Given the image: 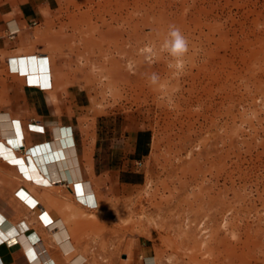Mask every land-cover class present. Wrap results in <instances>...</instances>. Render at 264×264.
Wrapping results in <instances>:
<instances>
[{"label":"rangeland","instance_id":"rangeland-1","mask_svg":"<svg viewBox=\"0 0 264 264\" xmlns=\"http://www.w3.org/2000/svg\"><path fill=\"white\" fill-rule=\"evenodd\" d=\"M135 1H122L117 21L107 0H47L20 36L52 56L54 83L46 54L37 55L48 71L35 75L51 73L45 89L59 106L46 112L74 127L84 165L132 155L99 201L86 188L82 200L73 182L95 209L68 207L93 225V264H196L166 209L195 195L213 203L199 212L219 217L199 264H264V0H149L151 10ZM174 30L187 41L183 54L171 51ZM18 110L34 117V108ZM61 238L81 264L69 232Z\"/></svg>","mask_w":264,"mask_h":264},{"label":"crops","instance_id":"crops-1","mask_svg":"<svg viewBox=\"0 0 264 264\" xmlns=\"http://www.w3.org/2000/svg\"><path fill=\"white\" fill-rule=\"evenodd\" d=\"M46 1L0 0V140L8 144L14 154L27 157L33 166L39 167L44 173H47L46 160H52L50 145L58 158L56 163L48 166L54 185L40 184L32 181L22 167L12 163L0 151V264H73L70 260L73 254L63 253V249L67 250L71 246L70 241L66 245L62 243L61 237L67 232L77 246L76 251L86 257L81 264H93L90 255L93 250L92 239L87 237L93 225L86 220L79 222L73 216L75 212H69L68 207L79 208L82 214L95 209L78 201L73 193L72 178L76 180L74 174L77 167L80 168L82 179L93 181L99 201L103 183L108 185L110 174L120 171V166L127 163L124 157L132 155L120 157L113 153L107 154L101 161L103 168L101 164H93L92 170L97 173L94 178L89 174L92 170L83 163L74 127L47 114L46 109L59 106L52 99L56 95L53 87L45 89L52 85L51 73L38 77L31 71L28 73L27 69L28 66L30 68L31 54H46L51 60L54 83L56 73L52 56L31 49L20 38L41 19V10ZM39 71L48 70L40 68ZM30 108L35 109L34 117L18 110ZM32 124L42 127V130L32 128ZM14 142L18 148L14 147ZM39 145L44 152L35 153L34 148ZM59 170L63 175L62 181L55 179ZM22 190L37 199L36 206L30 205L22 197ZM59 221L64 225H58ZM12 231L15 232L11 234Z\"/></svg>","mask_w":264,"mask_h":264},{"label":"bare ground","instance_id":"bare-ground-1","mask_svg":"<svg viewBox=\"0 0 264 264\" xmlns=\"http://www.w3.org/2000/svg\"><path fill=\"white\" fill-rule=\"evenodd\" d=\"M122 1L123 0H115V2H114V0H107L106 6L109 7V5H110L108 11H112V14L117 13L115 15L117 21L119 20V18L122 17L121 15H118V13H120V10H121L120 5H121ZM141 2H143V7L144 8L146 7V9L150 7V10H151V9H153V7L156 6V3L154 1L143 0ZM114 3H115V6H113ZM146 4H148V6ZM99 6H100V4H99ZM135 6H137L138 8H141L140 7L141 6L140 0H136L135 1ZM90 7L93 8L92 6H90ZM111 7L113 8L112 10L110 9ZM97 27L98 26L95 25L93 22H88V28L89 29H92V30L96 31L97 30ZM43 59H44V57H43ZM26 64H27V62H26ZM20 65H21V63H20ZM19 67L20 66H18V68ZM40 68H41V70L46 69V68L41 67L39 57L37 55L31 54L30 55V68L28 66V69H27L28 70V73H31V72L32 73H35ZM32 128L42 130L41 129L42 127H40L38 125H35V124H32ZM0 135H1V130H0ZM52 147L50 145V149H51V155H50V157L52 156V158H51L52 160L50 162L46 160V166L45 167H46L47 173H44L43 171L40 170L39 167L33 166L29 162V160L27 159V157L19 156V155L14 154V152L12 151V149H10V146L8 144H6L5 142H3V141L0 140V151L4 154V156L6 158H8L12 163H16V164H18V166L22 167V169L25 170V172H24L25 175H27L32 181H34L35 183H40V184H42V183L54 184L53 183V179H52V177H51V175L49 173L48 166H49V164L51 165V164L56 163L58 161L57 160L58 158L56 159V157L54 155V152L52 150ZM43 150L44 149H42V147L40 145H39V147H35L34 148V152L35 153L44 152ZM45 158H46V156H45ZM74 162H76V161H74ZM41 165H43V164H41ZM74 175L76 176V180H73V178L71 177L72 178V182L77 183V185H78L77 190L80 192V194L82 193V196H81L82 200H85L84 199L86 197V195H84V194H86V192L84 191L85 188H86V190L89 193L95 192V188H94L93 182L87 180L86 178H83L82 179L83 172L78 167H77ZM181 184H182V186H181L182 188L179 191L180 194L183 191H187V187H188L187 182L185 183V182L182 181ZM196 188H195V191H196ZM168 191L170 193H172V194H176V192L172 188H169ZM198 191H199V189H198ZM20 194L22 195L23 198H25L27 201H29V203L32 206H35L36 205L37 199L32 194L27 193L25 190H22ZM195 196H196L195 199H191L190 198L191 196L189 198H187V199L180 198V199H178V201L175 204L167 205V208L166 209H168V211H169V215H168L169 223L167 224L168 227H169V229H173L175 231H179V232H181V233L184 234V236L186 237L184 239V246H185V248H187L190 251V255H189L190 256V259H192L194 262H197L199 264L200 261L197 258L198 255H199V253L210 252V245H209L210 244V240L207 238V235L214 234L217 231V224H218V218L219 217L218 216H212L208 212H199V210H198L199 207H203V206H205V204H207L206 206L211 208V207H213V203H211L210 200L207 202L206 200H203V198H202L201 202L196 203L197 202L196 200H197L198 195H195ZM153 198H155V197H153ZM165 202H167V201H165ZM196 205H197V207H196ZM97 206H98V203H97ZM154 206H155V208H157L159 205L154 204ZM162 209L163 208H161L160 210H162ZM228 210H230V209H228ZM63 225L60 223V226H63ZM13 229H15V228H13ZM173 230H172V232H173ZM14 232L15 231H12L11 234L14 233ZM197 234H200L201 237L196 236ZM64 245H66V243ZM46 257H47V254H46ZM222 261H223V259H222ZM223 262H225V260ZM227 263H230V262H227Z\"/></svg>","mask_w":264,"mask_h":264},{"label":"clouds","instance_id":"clouds-1","mask_svg":"<svg viewBox=\"0 0 264 264\" xmlns=\"http://www.w3.org/2000/svg\"><path fill=\"white\" fill-rule=\"evenodd\" d=\"M174 38L171 43V51L173 54H183L187 51L188 44L186 39L178 30H174L171 33Z\"/></svg>","mask_w":264,"mask_h":264},{"label":"built area","instance_id":"built-area-1","mask_svg":"<svg viewBox=\"0 0 264 264\" xmlns=\"http://www.w3.org/2000/svg\"><path fill=\"white\" fill-rule=\"evenodd\" d=\"M2 37V32L0 31V38Z\"/></svg>","mask_w":264,"mask_h":264}]
</instances>
